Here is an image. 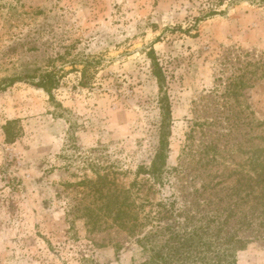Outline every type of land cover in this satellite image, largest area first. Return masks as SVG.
Wrapping results in <instances>:
<instances>
[{
  "label": "rangeland",
  "instance_id": "1",
  "mask_svg": "<svg viewBox=\"0 0 264 264\" xmlns=\"http://www.w3.org/2000/svg\"><path fill=\"white\" fill-rule=\"evenodd\" d=\"M51 71L50 94L34 84ZM0 86V264H135L89 180L149 179L166 94L167 165L141 196L230 191L264 145V0H0ZM238 259L264 264V243Z\"/></svg>",
  "mask_w": 264,
  "mask_h": 264
},
{
  "label": "trees",
  "instance_id": "2",
  "mask_svg": "<svg viewBox=\"0 0 264 264\" xmlns=\"http://www.w3.org/2000/svg\"><path fill=\"white\" fill-rule=\"evenodd\" d=\"M154 52L153 49L150 55ZM151 59L154 74L163 89L165 74L157 58ZM58 81L51 71L34 85L51 94ZM162 102L159 148L150 166H139L136 173L138 177L148 176L149 179L137 178L129 187L120 185L107 173L89 180L95 185V191L104 197L102 213L108 214L129 235L137 237V243L147 256L135 264H238L240 251L254 241L264 243V145L249 150L243 172L218 201L185 200L179 207L175 195L154 202L140 192L151 181L161 183L167 165L172 109L166 94ZM6 136L10 139L11 132L7 130ZM147 205H151L149 210ZM97 215L99 212L90 208L84 214L90 222L94 221V228L99 219Z\"/></svg>",
  "mask_w": 264,
  "mask_h": 264
}]
</instances>
